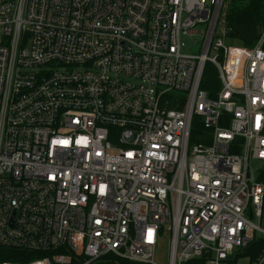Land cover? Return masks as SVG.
I'll return each instance as SVG.
<instances>
[{"label":"built area","instance_id":"2783aa9c","mask_svg":"<svg viewBox=\"0 0 264 264\" xmlns=\"http://www.w3.org/2000/svg\"><path fill=\"white\" fill-rule=\"evenodd\" d=\"M228 1L0 0V264H157L162 239L264 264V35L231 44Z\"/></svg>","mask_w":264,"mask_h":264},{"label":"trees","instance_id":"16d2710c","mask_svg":"<svg viewBox=\"0 0 264 264\" xmlns=\"http://www.w3.org/2000/svg\"><path fill=\"white\" fill-rule=\"evenodd\" d=\"M222 17L229 29L228 39L231 44L254 48L264 35V0H229ZM220 86L217 68L207 63L201 88L214 98ZM192 131L191 141L195 144L205 133L201 120L195 121ZM118 264L127 263L119 261Z\"/></svg>","mask_w":264,"mask_h":264},{"label":"rangeland","instance_id":"374dc122","mask_svg":"<svg viewBox=\"0 0 264 264\" xmlns=\"http://www.w3.org/2000/svg\"><path fill=\"white\" fill-rule=\"evenodd\" d=\"M199 39L200 38L197 37L196 39H193V40H189V39L183 40L184 53L191 54L194 52H198L199 47H200L199 44H201ZM235 45L241 46L240 44H235ZM168 250H169L168 240L162 239L158 245L157 255L155 259L157 264H167L168 263Z\"/></svg>","mask_w":264,"mask_h":264}]
</instances>
